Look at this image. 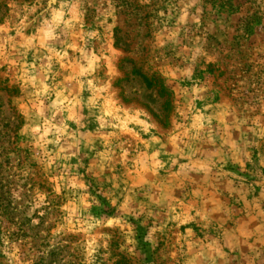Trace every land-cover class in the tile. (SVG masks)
<instances>
[{
  "label": "rangeland",
  "instance_id": "374dc122",
  "mask_svg": "<svg viewBox=\"0 0 264 264\" xmlns=\"http://www.w3.org/2000/svg\"><path fill=\"white\" fill-rule=\"evenodd\" d=\"M0 264H264V0H0Z\"/></svg>",
  "mask_w": 264,
  "mask_h": 264
},
{
  "label": "trees",
  "instance_id": "16d2710c",
  "mask_svg": "<svg viewBox=\"0 0 264 264\" xmlns=\"http://www.w3.org/2000/svg\"><path fill=\"white\" fill-rule=\"evenodd\" d=\"M145 85L147 88H150L151 87V82L149 80H147L146 78L143 79Z\"/></svg>",
  "mask_w": 264,
  "mask_h": 264
}]
</instances>
